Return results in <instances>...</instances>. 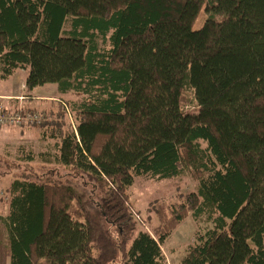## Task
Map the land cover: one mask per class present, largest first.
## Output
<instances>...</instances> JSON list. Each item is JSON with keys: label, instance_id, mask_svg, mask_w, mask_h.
<instances>
[{"label": "trees", "instance_id": "16d2710c", "mask_svg": "<svg viewBox=\"0 0 264 264\" xmlns=\"http://www.w3.org/2000/svg\"><path fill=\"white\" fill-rule=\"evenodd\" d=\"M19 69L57 109L1 107L0 127L32 125L17 163L52 168L7 188L0 264H167L188 215L209 227L177 264H264V0H0V81ZM184 177L155 223L128 210L137 178Z\"/></svg>", "mask_w": 264, "mask_h": 264}, {"label": "rangeland", "instance_id": "374dc122", "mask_svg": "<svg viewBox=\"0 0 264 264\" xmlns=\"http://www.w3.org/2000/svg\"><path fill=\"white\" fill-rule=\"evenodd\" d=\"M204 19L205 14L202 10L194 21L192 30H198L202 26ZM27 75L28 69H19L8 79L0 81V97H10V100L7 101L0 99V108L6 107L10 112H18L20 110L19 107H23V113L29 110L40 116L44 108L52 107L53 111H55L57 109L55 105L57 99H54V104H51V99L46 101V98L50 96L54 98L56 96L55 85L48 84L36 88L32 91L31 99L25 100L23 85ZM14 97L18 98V100ZM16 104H20V106H16V108ZM183 111L194 113L196 110L193 106H190ZM39 141L38 130L32 125H23L18 129L14 127H0V216H4L7 213L6 191L13 180L24 176L23 174L25 172L34 171L42 173L44 169L52 168L47 167L46 162L40 160L27 166L17 163L18 158L17 153H14V148L22 144L29 147L33 146L37 149L41 147ZM56 173L62 175L63 171L56 169ZM57 180L60 181L58 178ZM73 181L75 182V186H77V192L86 199L92 191L91 186L88 183L84 184V178H75ZM193 189V183L188 177L164 180L137 178L134 184L128 189V210L139 218V220L155 223L153 210L156 207L177 202L180 197ZM208 227L209 225L206 223L205 217L193 219L188 215L172 231L162 245V252L166 257L167 264H177L180 262L183 259L185 247L191 242L195 233L198 230L203 231Z\"/></svg>", "mask_w": 264, "mask_h": 264}, {"label": "built area", "instance_id": "2783aa9c", "mask_svg": "<svg viewBox=\"0 0 264 264\" xmlns=\"http://www.w3.org/2000/svg\"><path fill=\"white\" fill-rule=\"evenodd\" d=\"M35 119H37V117L36 118L35 117L34 118H31V117L24 116L23 118H21L20 116L15 115L13 117L7 118V121H10L11 124H19L22 121L32 122ZM0 123H3L2 120H1V118H0Z\"/></svg>", "mask_w": 264, "mask_h": 264}]
</instances>
